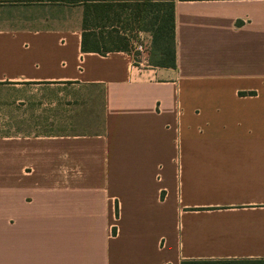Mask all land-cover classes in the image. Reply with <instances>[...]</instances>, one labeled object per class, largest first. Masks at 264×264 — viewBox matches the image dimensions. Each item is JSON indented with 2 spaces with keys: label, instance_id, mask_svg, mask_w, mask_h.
Wrapping results in <instances>:
<instances>
[{
  "label": "crops",
  "instance_id": "obj_1",
  "mask_svg": "<svg viewBox=\"0 0 264 264\" xmlns=\"http://www.w3.org/2000/svg\"><path fill=\"white\" fill-rule=\"evenodd\" d=\"M64 1L0 0V264L263 261L264 0H175V69Z\"/></svg>",
  "mask_w": 264,
  "mask_h": 264
},
{
  "label": "trees",
  "instance_id": "obj_2",
  "mask_svg": "<svg viewBox=\"0 0 264 264\" xmlns=\"http://www.w3.org/2000/svg\"><path fill=\"white\" fill-rule=\"evenodd\" d=\"M69 4L77 5L82 1L65 0ZM89 2V1H88ZM87 2L85 13L83 39L84 52L106 53L111 51H131V40L110 33L106 38L99 37L96 30L100 23L120 19L121 12L117 13L113 2ZM86 4V3H85ZM128 23L133 30L149 32L152 35V46L149 52V66L161 68H177L176 48V2L175 0H147L130 8ZM102 44V45H100ZM182 264H264L263 261H183Z\"/></svg>",
  "mask_w": 264,
  "mask_h": 264
},
{
  "label": "rangeland",
  "instance_id": "obj_3",
  "mask_svg": "<svg viewBox=\"0 0 264 264\" xmlns=\"http://www.w3.org/2000/svg\"><path fill=\"white\" fill-rule=\"evenodd\" d=\"M112 5L114 6V9L116 10L115 12H117V13L121 12V14H120L121 18L119 20L113 19L110 22H104L101 25H99V26H101L99 31L107 33V36L110 33L115 34L116 31H118L120 29V22L123 23L122 28H124V26L125 27L129 26L128 19H130V12H131L130 8L139 5V3H137V2H121V1L114 2L113 1ZM58 132L77 133L79 131L72 130V131H58Z\"/></svg>",
  "mask_w": 264,
  "mask_h": 264
},
{
  "label": "built area",
  "instance_id": "obj_4",
  "mask_svg": "<svg viewBox=\"0 0 264 264\" xmlns=\"http://www.w3.org/2000/svg\"><path fill=\"white\" fill-rule=\"evenodd\" d=\"M133 54H134V58H135V64L139 65L141 64V61L147 60L148 58V52L150 50V47L148 46L147 43H145V41H136L133 44Z\"/></svg>",
  "mask_w": 264,
  "mask_h": 264
}]
</instances>
